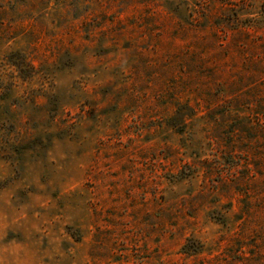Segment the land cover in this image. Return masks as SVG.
Masks as SVG:
<instances>
[{
	"label": "rangeland",
	"instance_id": "obj_1",
	"mask_svg": "<svg viewBox=\"0 0 264 264\" xmlns=\"http://www.w3.org/2000/svg\"><path fill=\"white\" fill-rule=\"evenodd\" d=\"M0 264H264V0H0Z\"/></svg>",
	"mask_w": 264,
	"mask_h": 264
},
{
	"label": "trees",
	"instance_id": "obj_2",
	"mask_svg": "<svg viewBox=\"0 0 264 264\" xmlns=\"http://www.w3.org/2000/svg\"><path fill=\"white\" fill-rule=\"evenodd\" d=\"M23 63L24 62H22V64H19L18 62H10V64L12 66H15L18 69V71H19V77L22 78V79H25V78H27L29 76H27V74H26L27 72L24 71V64Z\"/></svg>",
	"mask_w": 264,
	"mask_h": 264
}]
</instances>
